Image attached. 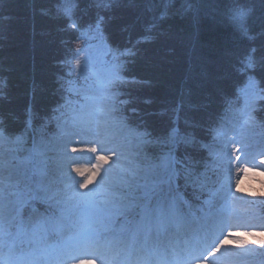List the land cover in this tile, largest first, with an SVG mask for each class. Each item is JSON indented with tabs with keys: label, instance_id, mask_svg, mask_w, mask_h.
Segmentation results:
<instances>
[{
	"label": "trees",
	"instance_id": "trees-1",
	"mask_svg": "<svg viewBox=\"0 0 264 264\" xmlns=\"http://www.w3.org/2000/svg\"><path fill=\"white\" fill-rule=\"evenodd\" d=\"M85 40L125 80L114 110L130 127L165 139L179 123L178 186L205 202L216 178L202 172L209 131L241 107L249 77L264 88V0H0V128L53 133L58 105L69 115L85 107L78 92L95 83L73 71Z\"/></svg>",
	"mask_w": 264,
	"mask_h": 264
},
{
	"label": "rangeland",
	"instance_id": "rangeland-1",
	"mask_svg": "<svg viewBox=\"0 0 264 264\" xmlns=\"http://www.w3.org/2000/svg\"><path fill=\"white\" fill-rule=\"evenodd\" d=\"M236 15L240 21L245 19L243 11ZM91 41L81 43L86 51L83 49L80 53L79 63L76 62L73 70L89 81L90 84L84 86L95 83L96 91L78 92L87 98L82 105L85 107L79 113L71 110L70 115L60 110L53 117L60 119L56 121L58 129L53 133H42L35 128L33 132L30 131V136L27 133L10 134L5 130L0 135V188L4 189L3 202L20 204L27 201L20 209L23 223L19 231L31 238L24 239L22 235L20 239H23V243H20V239L14 241L10 237L6 244H0V249L8 247V244L23 248L18 256L23 264L32 256H47L46 264L56 263L51 257L62 258L65 255L62 264H102L100 258L105 261L107 257L100 255L96 261L91 257L81 256L89 248L86 245L88 241L76 240L74 229L69 231L66 228V233H57L52 240L49 235L45 239L32 232V225L40 220L42 213H29L28 205L35 198L46 200L45 186L49 184L50 177H59L61 172L67 173L70 168L88 169L97 163V155H105L109 160L107 164L101 165V172L108 169L106 178L114 183L120 177H125L128 185H119L118 191L124 192L129 198H139L143 191L140 186L149 175L150 165H159L162 158L167 156L168 172L171 173L169 152L176 136L174 130L168 138H150L143 135L148 134L146 130L129 127L115 113L114 107L120 101L113 88L119 82L124 85L125 80L114 74L110 61L104 52H99L98 47L89 51L86 49V44ZM241 94V107L233 108L230 117L225 120L230 124H224L228 128L209 131L211 144L210 149L206 148L210 154L203 161L202 172L209 175L216 173V179L212 182L217 186L210 191L216 193L217 199L210 207L198 205L196 216L200 218L198 223L202 224L204 230L202 233L197 229V235L203 239L201 244L205 243L208 248H213L204 256H194L201 260L193 264H264V243H260L264 241V235H261L264 234V164H261L264 160V108L261 105L264 102V88L257 81L249 80L241 89ZM151 146L153 152L150 151ZM73 148L76 149L75 152L72 151ZM92 148H96L97 152L93 153ZM113 160L117 161L119 167L113 164ZM41 168H46L48 175H41ZM121 168L134 169L136 175L124 173ZM245 168L251 171L245 173ZM71 176L82 182L78 173L71 172ZM64 179L67 180L68 177L65 176ZM99 180L100 177L97 176L94 184ZM173 184L175 185L174 179ZM57 186L63 187L62 184L51 187ZM91 187L90 185L89 188ZM217 188L219 189L216 190ZM50 204L58 207L51 202ZM65 207L71 210L73 219L81 212L87 214L89 211L85 205H76L75 202H69ZM180 211L182 212V208ZM184 214L188 219L184 227H191L192 213ZM59 218L63 224H68L60 215ZM10 231L16 233L17 226L13 225ZM34 238L47 245L37 247L28 244ZM209 238L210 243L206 241ZM189 242L194 244L192 239ZM69 246L75 247V250L59 254L62 251L58 248ZM202 248L204 249L203 246ZM21 257L25 259L22 260ZM184 258L186 256H182L183 260ZM171 261L170 264H180L176 258H171ZM110 263L106 261V264Z\"/></svg>",
	"mask_w": 264,
	"mask_h": 264
},
{
	"label": "snow or ice",
	"instance_id": "snow-or-ice-1",
	"mask_svg": "<svg viewBox=\"0 0 264 264\" xmlns=\"http://www.w3.org/2000/svg\"><path fill=\"white\" fill-rule=\"evenodd\" d=\"M189 10L194 12L193 23L198 24L199 9L189 3L185 11ZM242 63L245 64L246 68L255 67L251 57ZM249 79L252 78L249 77ZM122 103H127V101ZM64 107L65 105H58L56 111H60ZM2 134L3 129L0 128V135ZM143 135L148 134L144 133ZM72 151L75 152L76 149L73 148ZM91 151L95 153L97 149L92 148ZM109 151L114 152L115 150L109 149ZM117 155L119 154L117 153ZM95 159L97 163L88 169L70 168L67 173L61 172L59 177H50L49 184L45 186L46 202L60 206V217L67 220L68 224L61 223L60 218L53 214L43 218L41 223L43 233L50 231L62 233L66 228L69 231L74 229V237L78 241L111 243L117 238V235L123 237L125 234H131L133 240L140 235L147 239L152 236L153 231L158 237L168 236L171 234L170 229L179 230L188 223L187 216L180 209H190L191 202L184 199L186 193H181L179 186L173 184V177L176 173L174 171L168 172L167 156L162 158L159 165L149 166V175H147L145 183L140 186L143 191L139 198H129L124 192L118 191L119 185H128L125 177H120L114 183L106 178L108 169H104L103 173L101 172V165L108 163V156L97 155ZM113 164L119 167L116 160H113ZM261 164H264V160L261 161ZM112 166L109 165V167ZM121 171L133 176L136 175L134 169L121 168ZM243 171L248 173L251 170L245 168ZM39 172L41 175H48L46 168L39 169ZM71 172L78 173L82 182L72 177ZM65 176L68 177L67 180L64 179ZM97 176L100 177V180L94 184ZM236 183L239 185V181ZM60 184L63 187H51ZM90 185L92 186L91 189L89 188ZM80 189L86 191L81 192ZM3 196L4 189L0 188V244H6L10 237L14 241L20 239L22 235L24 239H31L19 231L20 225L23 223L20 209L23 203L27 201L25 200L20 204H6L3 202ZM69 202H75L76 205L83 204L89 211L87 214L81 212L73 219L71 210L65 207ZM205 203L208 202L205 201ZM29 222H31V218H29ZM13 225L18 228L16 233L10 231ZM251 235H256V233H251ZM20 243H23V239H20ZM260 243H264V241H260Z\"/></svg>",
	"mask_w": 264,
	"mask_h": 264
}]
</instances>
